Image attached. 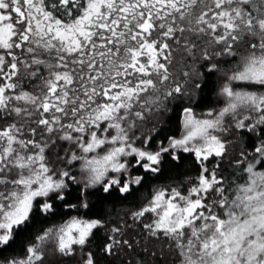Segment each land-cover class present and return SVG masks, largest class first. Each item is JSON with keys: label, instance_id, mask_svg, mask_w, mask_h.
<instances>
[{"label": "snow or ice", "instance_id": "obj_1", "mask_svg": "<svg viewBox=\"0 0 264 264\" xmlns=\"http://www.w3.org/2000/svg\"><path fill=\"white\" fill-rule=\"evenodd\" d=\"M0 264H264V0H0Z\"/></svg>", "mask_w": 264, "mask_h": 264}]
</instances>
